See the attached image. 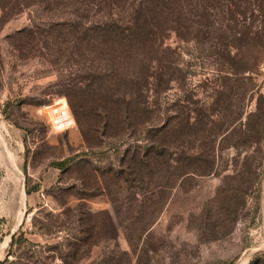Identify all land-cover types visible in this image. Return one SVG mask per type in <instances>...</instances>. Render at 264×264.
Instances as JSON below:
<instances>
[{"label":"rangeland","instance_id":"1","mask_svg":"<svg viewBox=\"0 0 264 264\" xmlns=\"http://www.w3.org/2000/svg\"><path fill=\"white\" fill-rule=\"evenodd\" d=\"M68 2L0 0V264H252L264 253L259 7L245 26L260 32L239 48L249 72L223 80L226 64L170 35L181 72L138 112L96 86L95 54L71 59ZM78 80L90 93L64 95ZM59 99L76 126L51 137L38 111ZM199 162L209 173H184Z\"/></svg>","mask_w":264,"mask_h":264},{"label":"trees","instance_id":"2","mask_svg":"<svg viewBox=\"0 0 264 264\" xmlns=\"http://www.w3.org/2000/svg\"><path fill=\"white\" fill-rule=\"evenodd\" d=\"M65 1H69L66 34L76 44L68 51L71 59L74 54L79 60L88 53L95 54L96 86L103 89L104 95L111 92L113 96L115 92L112 104L120 105L125 111L138 112L146 110L149 91L165 92L181 72L175 52L164 45L170 35L185 44H193L201 58L226 64L228 70L222 71L225 80L249 72L246 64H242L239 48H247L260 31L251 32L245 26L246 17L252 13L254 4L264 15V0ZM260 22L264 32V17ZM91 43L96 46L94 50L88 46ZM232 48L237 51L233 55ZM89 87L88 81H69L64 95H86L90 92L84 88ZM102 105L105 111L109 107ZM168 127L172 128L170 122L163 129ZM157 149L151 155L168 152L166 146ZM193 168L184 173L205 175L210 171L208 162H199ZM252 264H264V253Z\"/></svg>","mask_w":264,"mask_h":264},{"label":"built area","instance_id":"3","mask_svg":"<svg viewBox=\"0 0 264 264\" xmlns=\"http://www.w3.org/2000/svg\"><path fill=\"white\" fill-rule=\"evenodd\" d=\"M38 114L45 117L51 137L67 133L76 126L66 102L61 99L41 107Z\"/></svg>","mask_w":264,"mask_h":264},{"label":"water","instance_id":"4","mask_svg":"<svg viewBox=\"0 0 264 264\" xmlns=\"http://www.w3.org/2000/svg\"><path fill=\"white\" fill-rule=\"evenodd\" d=\"M21 193H22V195L23 196H25V190H24V184H23V181H22V183H21ZM10 238H12L13 237V233L9 236Z\"/></svg>","mask_w":264,"mask_h":264},{"label":"crops","instance_id":"5","mask_svg":"<svg viewBox=\"0 0 264 264\" xmlns=\"http://www.w3.org/2000/svg\"><path fill=\"white\" fill-rule=\"evenodd\" d=\"M68 133V132H67Z\"/></svg>","mask_w":264,"mask_h":264}]
</instances>
